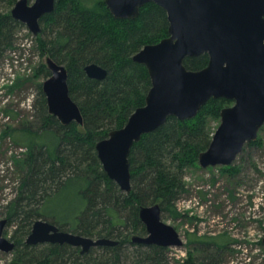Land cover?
I'll return each instance as SVG.
<instances>
[{"label": "trees", "instance_id": "trees-1", "mask_svg": "<svg viewBox=\"0 0 264 264\" xmlns=\"http://www.w3.org/2000/svg\"><path fill=\"white\" fill-rule=\"evenodd\" d=\"M16 1L0 0V55L13 47L23 25L9 14ZM39 23L35 40L40 55L67 68L69 94L83 124L64 125L49 114L42 83L37 84L32 105L35 121L26 120L12 129L25 152L16 192L5 206L7 224H17L9 264H170L166 246L131 241L133 235L146 234L139 207L159 203L161 212L175 208L186 192L185 172L198 167V155L211 141L210 121L220 118V110L230 100L211 97L192 119L169 116L156 130L142 135L129 152L131 189L124 192L102 169L95 144L121 128L144 104L150 78L146 67L132 56L145 44L168 35L166 11L150 2L134 19H116L103 0H55L53 11ZM207 62V53L184 59L191 70ZM90 63L106 70L104 79L86 75L84 67ZM40 70L49 76L43 64ZM258 144L257 137L244 147ZM219 169L235 175L238 166ZM64 192H70L68 208L62 214L49 211L47 205ZM36 219L83 236L115 239L117 244L91 247L85 253L66 243L26 244ZM192 240L204 245L202 255L190 256L186 264H216L222 239Z\"/></svg>", "mask_w": 264, "mask_h": 264}, {"label": "water", "instance_id": "water-1", "mask_svg": "<svg viewBox=\"0 0 264 264\" xmlns=\"http://www.w3.org/2000/svg\"><path fill=\"white\" fill-rule=\"evenodd\" d=\"M103 1L116 19H134L142 6L152 2L166 11L168 20V35L145 44L132 56L146 67L150 78L144 104L121 128L109 131L95 144L106 175L122 191L129 192L132 145L169 116L192 119L211 97L233 104L220 110V122L208 147L199 153L198 165H231L246 143L257 139L264 125V0ZM54 5L55 0H17L9 14L37 36L40 18L51 13ZM202 53L208 55L206 66L191 70L184 65L186 57ZM45 64L50 74L41 87L49 114L64 125L75 122L81 126L80 109L69 94L67 68L48 55ZM84 72L96 80L106 76V70L95 63L85 65ZM138 217L146 234L131 236L132 242L166 247L182 244L177 230L162 220L159 203L140 206ZM5 223L6 219L0 220V251L11 252L15 244L2 235ZM25 243H66L85 253L91 247L115 245L117 240L83 236L36 219Z\"/></svg>", "mask_w": 264, "mask_h": 264}, {"label": "rangeland", "instance_id": "rangeland-1", "mask_svg": "<svg viewBox=\"0 0 264 264\" xmlns=\"http://www.w3.org/2000/svg\"><path fill=\"white\" fill-rule=\"evenodd\" d=\"M42 64L47 68L35 36L23 24L13 47L0 55V220L6 219V203L16 192L25 152L12 129L22 127L26 120L35 121L32 105L37 84L47 78L41 73ZM232 104L228 101L225 106ZM219 122L220 118L210 121L213 132ZM258 140L260 144L244 147L231 164L238 166L235 175L222 173L221 165L187 169L186 192L173 210L161 212L162 220L182 240L180 246L167 247L170 264L201 257L204 245L192 239L212 236L223 243L216 264H264V125ZM70 199V192L58 194L47 209L62 214ZM16 225L6 221L2 235L12 241ZM12 255V251H0V264H9Z\"/></svg>", "mask_w": 264, "mask_h": 264}, {"label": "built area", "instance_id": "built-area-1", "mask_svg": "<svg viewBox=\"0 0 264 264\" xmlns=\"http://www.w3.org/2000/svg\"><path fill=\"white\" fill-rule=\"evenodd\" d=\"M31 105V104H30ZM31 107V106H30Z\"/></svg>", "mask_w": 264, "mask_h": 264}]
</instances>
